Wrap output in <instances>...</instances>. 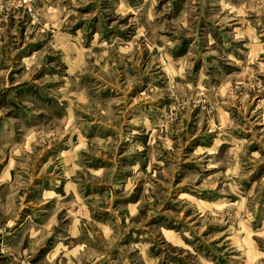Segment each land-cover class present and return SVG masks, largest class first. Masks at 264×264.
Masks as SVG:
<instances>
[{
	"label": "rangeland",
	"instance_id": "1",
	"mask_svg": "<svg viewBox=\"0 0 264 264\" xmlns=\"http://www.w3.org/2000/svg\"><path fill=\"white\" fill-rule=\"evenodd\" d=\"M0 264H264V0H0Z\"/></svg>",
	"mask_w": 264,
	"mask_h": 264
}]
</instances>
